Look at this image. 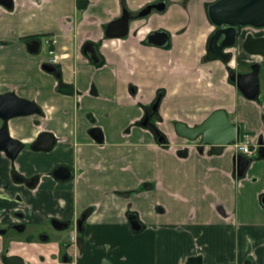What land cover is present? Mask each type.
<instances>
[{"label":"crops","instance_id":"1","mask_svg":"<svg viewBox=\"0 0 264 264\" xmlns=\"http://www.w3.org/2000/svg\"><path fill=\"white\" fill-rule=\"evenodd\" d=\"M157 1L0 5V94L14 93L41 109V115L12 121L10 134L26 143L49 133L56 141L49 152L25 151L17 160L22 173L37 178L33 190L13 183V163L0 155V221H14L17 210L36 227L50 217L76 221L86 215L73 264H264V57L245 51V34L232 63L207 59L215 29L205 5L216 0H166L164 12L135 18L127 37L105 36L124 11L137 16ZM158 31L170 35L164 48L147 43ZM51 38L56 45L47 44ZM32 39L41 41L38 55L28 51ZM88 43L97 45L101 65L84 55ZM50 49L60 76L43 70ZM255 63L260 92L251 101L229 82V71L249 73ZM63 85L75 93H61ZM159 94L151 122L166 146L143 126ZM220 110L247 134L253 153L244 178L237 175L239 141L214 155L176 133L177 123L196 127ZM58 167L70 168L74 178L55 180ZM133 217L141 230L133 229ZM22 245L14 255L26 263L61 264L52 256L54 246Z\"/></svg>","mask_w":264,"mask_h":264},{"label":"water","instance_id":"2","mask_svg":"<svg viewBox=\"0 0 264 264\" xmlns=\"http://www.w3.org/2000/svg\"><path fill=\"white\" fill-rule=\"evenodd\" d=\"M0 5L7 9L13 8V0H0ZM152 7L144 9L138 18H145L152 12ZM165 7L157 8L163 11ZM206 15L209 23L215 31L211 34L207 44V59L209 61H221L230 64L234 55L231 52L239 42L241 31L244 29H253L256 31L264 30V0H216L206 7ZM133 16L124 11L123 16L108 25L105 36L108 39H121L129 34L130 23ZM170 39L169 33L158 31L149 35L147 43L159 48L168 45ZM30 54L38 55L41 51V41L32 39L27 43ZM244 49L250 55L264 57V38L248 37L244 43ZM84 55L95 65H101V58L98 47L94 43H88L83 49ZM260 69L257 63L251 66L249 73H237L234 69L229 71V82L237 87L242 95L248 100L255 101L260 92ZM43 70L60 76V70L57 66L49 63L43 66ZM61 93L73 95L75 89L72 86H61ZM162 99L159 94L156 102L152 106L153 112H157ZM34 115H41L39 106L31 101L20 99L14 93L0 95V121L3 126L0 128V153H4L10 160H15L24 148V144L13 139L10 135L9 122L16 118H27ZM149 118L143 122L146 127ZM176 133L190 141L198 142L199 152H203L204 146H209L211 153L221 155L224 148L237 143L240 139L241 129L234 125L225 111H216L201 125L189 127L185 123L179 122L175 126ZM97 141L101 142L102 136L98 129L91 133ZM160 144H166L165 137H158ZM55 138L49 133H43L38 138L33 150L36 152H49L55 146ZM260 157L264 159V148L260 149ZM237 175L244 178L252 160L243 154L236 158ZM53 177L58 182H68L74 178V173L70 168L58 167L53 172ZM25 180L19 181L24 182ZM54 226L63 230L68 224H62L58 220H53ZM131 225L135 231L141 230V225L135 217L131 218ZM4 264H25L24 260L17 256L5 257Z\"/></svg>","mask_w":264,"mask_h":264},{"label":"flooded vegetation","instance_id":"3","mask_svg":"<svg viewBox=\"0 0 264 264\" xmlns=\"http://www.w3.org/2000/svg\"><path fill=\"white\" fill-rule=\"evenodd\" d=\"M207 5L208 4H206L205 7ZM149 6H151L153 8L151 14L153 12H164L167 9V1L166 0H159V1L153 3ZM163 6L165 7V9L163 11L157 10V8H160ZM138 15L137 16L132 15L134 18L132 21L136 20L138 18ZM169 42H170V39H169ZM248 72H251V68L249 69ZM0 95H3V94H0ZM151 112L153 114L158 113V111L153 112L152 109H151ZM146 118H149L148 123L151 122V120H152L151 116L147 115L145 117V119ZM17 119H19V118L13 119L9 122V130H10V123L12 121L17 120ZM2 126H3V122L0 121V128ZM147 126H148V124H147ZM155 126H156V124H155ZM163 137H165V135ZM13 139H15V138H13ZM15 140H17V139H15ZM166 140H167V138H166ZM17 141L23 143L24 148L21 151V153H19V155L16 157L15 160H13V161L10 160L7 157V155L4 153H0V155H4L13 163L12 172H11V179H12L13 183L15 185L25 186L29 190H33V189H35V187L37 185V182H38L37 178L26 176L24 173H22L20 171L19 165H17L16 163H17L19 156L23 152H25V151L28 153L36 152L33 150V147L37 141H31V142H26V143L23 141H20V140H17ZM157 141H158V138H157ZM167 144H168V140H167V143L163 144V145L166 146ZM198 146H199V144H198ZM198 146H197V148H198ZM210 153H211V149H210ZM22 180H25V181L19 182ZM12 219L14 221H10L8 223L4 222L3 220L0 221V261L2 264H4L3 260L5 257H12V256L20 257L18 255H14V253H16L17 251H21V248L23 247L22 244H24V247L27 248V250H31L32 246L35 244L36 245L38 244V245L54 246L57 250V253L52 255L55 260H58L59 262H61V264H73L74 263L75 255L73 253L76 252L75 253L76 255L78 253H80L78 248H76L75 246H76L77 242L79 241V235H80L79 233H82L81 231H83V225L87 219L86 215L78 218L76 221L59 220L57 218L50 217L48 219V221L44 225H42L41 227H36L31 222H29L27 220L26 214L20 210H17V211L12 213ZM53 220H58L62 224H68V226L65 227L63 230H59L54 226ZM46 226H48L51 230H53L54 233H58V232L61 233L63 231H67L71 228V226L74 227V230L71 232L68 240L63 242L64 245L62 246L63 243L58 244L55 242L56 241L55 237L49 231H47L45 229ZM55 236H56V234H55ZM20 258H22V257H20ZM41 261H43V258H39V262H41ZM24 262H25V260H24ZM25 264H31V263L25 262Z\"/></svg>","mask_w":264,"mask_h":264},{"label":"built area","instance_id":"4","mask_svg":"<svg viewBox=\"0 0 264 264\" xmlns=\"http://www.w3.org/2000/svg\"><path fill=\"white\" fill-rule=\"evenodd\" d=\"M47 44L49 46H54V45H56V40L51 38L49 41L47 40ZM47 63H49L51 65H55V66H57L59 64V58L56 55L55 51L52 49H50L48 52ZM247 139H248V137L246 136L244 138L243 142L236 144V149H237L239 154H243L249 158V156L252 155L253 151L251 150V147H250L249 143L247 142ZM208 152L210 153V147L204 146L203 153H208Z\"/></svg>","mask_w":264,"mask_h":264},{"label":"rangeland","instance_id":"5","mask_svg":"<svg viewBox=\"0 0 264 264\" xmlns=\"http://www.w3.org/2000/svg\"><path fill=\"white\" fill-rule=\"evenodd\" d=\"M242 33H243V35H242ZM245 34L248 35L249 37H253V38L257 37V36L264 37V31L263 30L262 31H256V30H253V29H244L241 32V36H240L241 40L244 38ZM232 53H234V52L232 51ZM43 55L46 57L45 53H43ZM237 70L241 71L242 69L240 67H237L236 68V72H237ZM247 70H249V68ZM45 229L47 231H49L55 237V240H56L55 242L59 244V243H63V242L68 240V238L70 237L71 232L74 230V227L71 226V228L69 230L63 231L61 233H59V232L58 233H54V231L51 230L48 226H46ZM55 234H56V236H55ZM79 244H80V238H79V241L77 242V244L75 246L76 248H78V250L80 249V246H78ZM63 245H64V243L62 244V246Z\"/></svg>","mask_w":264,"mask_h":264},{"label":"trees","instance_id":"6","mask_svg":"<svg viewBox=\"0 0 264 264\" xmlns=\"http://www.w3.org/2000/svg\"><path fill=\"white\" fill-rule=\"evenodd\" d=\"M78 2L80 3L81 0H78ZM84 7H86V5H84V6H80V5H79V8H80V9H82V8H84ZM206 7H207V6H206ZM147 115H148V116H151V118L153 119V117H154L155 115H157V113L153 114V113L150 111ZM146 128H150V129L153 131V133L155 134V137H156V138H158L159 136H164V135L158 130V128L155 126V123H154V122H153V123H152V122H149V123H148V126H147ZM246 135H247L246 133H244L243 131H241L239 142L243 141V140H244V137H245Z\"/></svg>","mask_w":264,"mask_h":264}]
</instances>
